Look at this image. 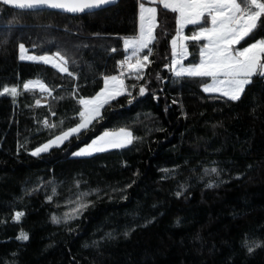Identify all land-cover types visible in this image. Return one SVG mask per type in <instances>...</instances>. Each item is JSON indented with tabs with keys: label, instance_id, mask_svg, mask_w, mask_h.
I'll return each mask as SVG.
<instances>
[{
	"label": "trees",
	"instance_id": "1",
	"mask_svg": "<svg viewBox=\"0 0 264 264\" xmlns=\"http://www.w3.org/2000/svg\"><path fill=\"white\" fill-rule=\"evenodd\" d=\"M140 2L76 16L0 4V92L17 88L15 97L0 95V264H264V77L231 101L205 93L208 78L174 75L166 65L176 14L162 5L141 78L128 76L127 93L79 138L30 155L74 127L79 98L114 74L122 39L137 33ZM21 43L34 55L59 51L72 75L20 61ZM185 43L183 64H197L203 41ZM33 78L52 89L44 104H36L43 92L23 90ZM120 129L131 132L129 146L72 156ZM75 202L88 206L61 221ZM22 231L28 240L17 239ZM253 242L261 246L249 253Z\"/></svg>",
	"mask_w": 264,
	"mask_h": 264
},
{
	"label": "snow or ice",
	"instance_id": "2",
	"mask_svg": "<svg viewBox=\"0 0 264 264\" xmlns=\"http://www.w3.org/2000/svg\"><path fill=\"white\" fill-rule=\"evenodd\" d=\"M114 2L115 0H2L4 5H11L22 10L56 9L71 14L85 13ZM150 3L151 6H146L143 0L139 3V37L124 39V48L132 50L131 56L126 55L123 60L119 61L122 68L128 62L127 67L136 70L137 79L141 78L143 69L147 67L148 63H151L149 60L152 52L150 45L157 39L154 29L157 26V8L161 5L164 9L176 14V35L171 39L173 59L172 63L166 67L173 71L177 77L186 75L188 77L211 78V84H205L203 90L207 93H220L231 101L241 99L246 86L253 83V78L257 74L264 77V35H261L264 32V19H262L264 18V0H240V2L238 0H150ZM201 21L204 22L203 25ZM187 25H197L198 30L191 36H187L183 31ZM257 36H261V38L257 39ZM188 40H203L206 43L201 48V61L198 64L185 67L181 61L188 54L185 43ZM19 47L22 53L26 51L23 43ZM144 49H148V52L141 56ZM112 51L115 52L116 49L113 48ZM133 57L136 58L135 63L130 62ZM20 59L42 61L44 64H51L61 72L72 75L66 66V58L59 51L44 55H21ZM32 84L31 80L24 83V89H29ZM38 86L42 92L51 93L52 91L43 83H39ZM124 87L122 78L105 75L104 87L95 96L79 98V104L82 106L78 112L80 122L32 150V155L38 156L42 152L48 151L52 146L63 145L70 137L75 135L76 138H79L84 131L90 130L93 122L102 118L101 109L110 100L121 95ZM145 91V86L141 85L140 93L143 94ZM9 93L15 97L17 88L5 86L0 95ZM36 103L39 104L40 101L37 100ZM130 136L131 133L125 129H120L119 133L104 131L92 138L90 143L79 147L72 155L89 156L93 153L103 152L108 148H120L124 146L125 142H131L127 139ZM121 137L124 139L122 140ZM210 171L216 173L219 170L213 167ZM76 183L79 185L80 182ZM209 186H214V184ZM181 194L177 192L178 196ZM82 195L86 196L88 193H82ZM48 199L52 200L53 197L48 196ZM87 206V203H79L73 212L75 215H79L80 211ZM22 215V212H16L15 219L19 220ZM52 219L54 223H59V219L55 215ZM17 239L26 241L29 236L22 231ZM260 246V242H253L248 244L247 250L252 253Z\"/></svg>",
	"mask_w": 264,
	"mask_h": 264
},
{
	"label": "rangeland",
	"instance_id": "3",
	"mask_svg": "<svg viewBox=\"0 0 264 264\" xmlns=\"http://www.w3.org/2000/svg\"><path fill=\"white\" fill-rule=\"evenodd\" d=\"M149 2H150V0H148ZM238 2H240V0H238ZM149 5H151V3L149 4ZM202 22V21H201ZM187 26H189V25H187ZM187 26H185V28L187 27ZM207 26H209V25H207ZM185 28H184V30H185ZM183 30V31H184ZM176 35V26H175V32H174V35L173 36H175ZM201 41H203V40H201ZM206 43V41H203V45ZM203 45H202V47H203ZM201 47V48H202ZM171 51H172V46H171ZM200 52H201V49H200ZM200 52H199V54H200ZM21 55H25V56H31V55H34V54H30V53H28L27 52V50L25 51V52H21V50H20V47H19V50H18V57H19V60L20 61H22V62H24V63H32V64H44L42 61H33V60H28V59H24V60H21L20 59V56ZM172 59H173V56H172ZM172 59H171V63H172ZM184 59V58H183ZM201 55L199 56V62L201 61ZM198 62V63H199ZM131 63H134V61L133 62H131ZM181 63L183 64V60L181 61ZM197 63V64H198ZM48 65H50V66H52L51 64H48ZM185 67L186 66H188V65H185V64H183ZM53 67V66H52ZM57 69V68H56ZM58 71H59V69H57ZM61 72V71H60ZM173 74H174V72H173ZM175 75V74H174ZM186 76V75H185ZM209 79V82L207 83V84H211V78H208ZM30 81V80H29ZM31 81H33V84L32 85H30V88L29 89H27V90H37V91H41L40 90V88H39V86H38V84L39 83H42L41 81H39V80H36L35 78H33V79H31ZM28 82V81H27ZM125 83H126V81H124V86H125ZM103 87H104V80H103ZM11 88V87H10ZM125 89L127 90V87L125 86L124 87V91L122 92V94L121 95H119V96H117L115 99H117V98H119L120 96H122V95H124V93H125ZM23 90H25L24 89V86H23ZM3 91V90H2ZM100 90H98L97 92H95L94 94H92L91 96H88V97H93V96H95L98 92H99ZM204 91V90H203ZM42 92V91H41ZM205 92V91H204ZM44 93V96H43V98L42 99H40L39 101H40V103H39V105H41V104H44V103H46L47 102V98H48V96L49 95H51V93H49V92H43ZM205 93H207V92H205ZM210 94H217V95H221L220 93H216V92H211ZM3 95H10V96H12L10 93L9 94H3ZM222 96V95H221ZM88 97H86V98H88ZM115 99H113V100H115ZM113 100H110L109 102H111V101H113ZM37 104V103H36ZM82 107V106H81ZM103 109V108H102ZM101 109V110H102ZM80 122V121H79ZM78 122V123H79ZM127 132H130L129 130H126ZM110 132H113V133H119L120 132V130H116V131H110ZM131 133V132H130ZM75 136V135H74ZM71 138V137H70ZM121 139L123 140L124 138L123 137H121ZM127 139L128 140H130L131 142L130 143H127V142H125L124 143V146L123 147H120V148H108V149H106L105 151H103V152H106V151H110V150H114V149H121V148H124V147H127V146H129L131 143H132V140H133V137H132V134H131V136L130 137H127ZM65 142H67V141H65ZM65 142H64V144H65ZM91 142V141H90ZM89 142V143H90ZM45 144V143H44ZM62 145H60V146H52L49 150H51V149H53V148H58V147H61ZM84 146V145H83ZM82 146V147H83ZM48 150V151H49ZM78 150V149H77ZM77 150H75V151H77ZM48 151H46V152H48ZM74 151V152H75ZM46 152H42L41 154H43V153H46ZM103 152H97V153H93L92 155H89V156H73V157H75V158H85V157H90V156H93V155H96V154H99V153H103ZM40 154V155H41ZM30 155L31 156H33V157H36V156H34V155H32V151L30 152ZM39 156V155H38ZM80 202H75V203H72V206L71 205H69V206H71V207H69V206H66V210H65V212H64V215L62 216V220L61 221H67V220H69V219H74V218H76L78 215H75V213L73 212V209H75L76 207H77V204H79Z\"/></svg>",
	"mask_w": 264,
	"mask_h": 264
},
{
	"label": "crops",
	"instance_id": "4",
	"mask_svg": "<svg viewBox=\"0 0 264 264\" xmlns=\"http://www.w3.org/2000/svg\"><path fill=\"white\" fill-rule=\"evenodd\" d=\"M146 6H151V5H149V4H146ZM139 31H140V21H139V7H138V14H137V33H136V35L135 36H132V37H125V38H138L139 37ZM154 31H155V29H154ZM125 38H123L122 39V48H123V50H124V56H123V58H125V56L127 55V56H131V49L129 48V49H127V50H125V48H124V39ZM146 49H144L143 51H145ZM142 51V52H143ZM141 55V54H140ZM142 56V55H141ZM187 56V55H186ZM186 56L184 57V59L186 58ZM122 58V59H123ZM122 59H120L119 61H121ZM135 57H133V61H134V63H135ZM171 59H172V52H171ZM183 59V60H184ZM119 61H118V63H119ZM116 66H117V62H116ZM116 66H115V69H116ZM136 73V70L135 69H129L128 70V72H127V74L130 76V75H134ZM172 73H173V71H172ZM103 80H104V78H103ZM102 88H103V84H102ZM127 92H126V89H125V93L124 94H126Z\"/></svg>",
	"mask_w": 264,
	"mask_h": 264
},
{
	"label": "water",
	"instance_id": "5",
	"mask_svg": "<svg viewBox=\"0 0 264 264\" xmlns=\"http://www.w3.org/2000/svg\"><path fill=\"white\" fill-rule=\"evenodd\" d=\"M119 2V0H115L114 3L112 4H109L105 7H101V8H97V9H92L91 11H86L85 13H93V12H97V11H100V10H103V9H106V8H109V7H112L114 5H116L117 3ZM0 4L4 5L2 3V0H0ZM4 6H7V7H10V8H13V9H17V10H20V11H42V10H22V9H18L14 6H11V5H4ZM46 11H50V12H55V13H60V14H63V15H69V16H76V15H80V14H85V13H77V14H71V13H67L63 10H56V9H45Z\"/></svg>",
	"mask_w": 264,
	"mask_h": 264
},
{
	"label": "built area",
	"instance_id": "6",
	"mask_svg": "<svg viewBox=\"0 0 264 264\" xmlns=\"http://www.w3.org/2000/svg\"><path fill=\"white\" fill-rule=\"evenodd\" d=\"M127 63H128V62L125 63V65L123 66V68H122L121 65H120V69H119V71L115 74V76H118V77L122 78L123 75L121 76V73L124 72V71L128 68V67H127Z\"/></svg>",
	"mask_w": 264,
	"mask_h": 264
}]
</instances>
